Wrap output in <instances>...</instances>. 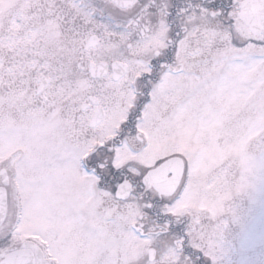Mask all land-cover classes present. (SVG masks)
I'll list each match as a JSON object with an SVG mask.
<instances>
[{
	"label": "snow or ice",
	"instance_id": "1",
	"mask_svg": "<svg viewBox=\"0 0 264 264\" xmlns=\"http://www.w3.org/2000/svg\"><path fill=\"white\" fill-rule=\"evenodd\" d=\"M264 171V0H0V264H215Z\"/></svg>",
	"mask_w": 264,
	"mask_h": 264
},
{
	"label": "flooded vegetation",
	"instance_id": "2",
	"mask_svg": "<svg viewBox=\"0 0 264 264\" xmlns=\"http://www.w3.org/2000/svg\"><path fill=\"white\" fill-rule=\"evenodd\" d=\"M215 264H264V171L229 201ZM206 259V264L213 262Z\"/></svg>",
	"mask_w": 264,
	"mask_h": 264
}]
</instances>
